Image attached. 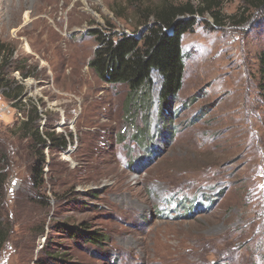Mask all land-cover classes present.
I'll list each match as a JSON object with an SVG mask.
<instances>
[{
  "label": "rangeland",
  "instance_id": "rangeland-1",
  "mask_svg": "<svg viewBox=\"0 0 264 264\" xmlns=\"http://www.w3.org/2000/svg\"><path fill=\"white\" fill-rule=\"evenodd\" d=\"M0 1V264H264V5L220 0V24L195 16L170 109L152 71L149 104L128 114V87L88 67L91 32L138 36L146 8L202 0ZM32 106L41 134L70 136L66 151L26 137Z\"/></svg>",
  "mask_w": 264,
  "mask_h": 264
},
{
  "label": "trees",
  "instance_id": "trees-1",
  "mask_svg": "<svg viewBox=\"0 0 264 264\" xmlns=\"http://www.w3.org/2000/svg\"><path fill=\"white\" fill-rule=\"evenodd\" d=\"M255 8L264 5V0H243ZM220 0H202L201 6L194 8L186 4L177 6L167 2L150 9L146 8L144 21L150 18L153 24L140 23L145 29L136 34L116 33L111 30L96 29L92 31L97 48L88 62L89 69L102 82L110 86L126 85L128 94L124 101L125 113L138 112L149 104V91L152 85L151 72L156 71L163 80L159 107L163 111L170 109V103L177 97L182 88L184 75V59L181 48L182 37L194 27L195 16L203 17L210 14L216 24H220L217 9ZM2 49L0 48V59ZM3 62L0 60V67ZM260 79L264 87V54L260 55ZM0 78V87L3 86ZM18 92L7 96L13 100L18 98ZM40 120L38 110L32 106L22 119V129L26 137L33 138L42 148L66 151L70 145L69 137L55 135L54 132L41 134L37 128ZM41 158L43 150L40 152ZM35 177L42 179V168L34 171ZM37 180V179H36ZM60 229L72 241L100 246L105 241V235L92 231L86 225H62Z\"/></svg>",
  "mask_w": 264,
  "mask_h": 264
},
{
  "label": "bare ground",
  "instance_id": "bare-ground-1",
  "mask_svg": "<svg viewBox=\"0 0 264 264\" xmlns=\"http://www.w3.org/2000/svg\"><path fill=\"white\" fill-rule=\"evenodd\" d=\"M1 2V1H0ZM8 2V1H7ZM84 2H85V0H84ZM5 3H6V1H5ZM6 8L8 9V11H10V12H16V7L13 5V2L11 1V2H9L8 3V5L6 6ZM36 10H37V8H36ZM1 13V12H0ZM31 13H26L25 14V17H24V20H25V22H29V20H30V18H31ZM0 16H1V14H0ZM18 23V22H17ZM41 22H40V19H38V18H36V19H34V20H32V23H31V27H33L35 24L36 25H38V24H40ZM59 28V27H58ZM40 30V29H39ZM48 42V41H47ZM29 85L31 84L30 82L28 83Z\"/></svg>",
  "mask_w": 264,
  "mask_h": 264
}]
</instances>
